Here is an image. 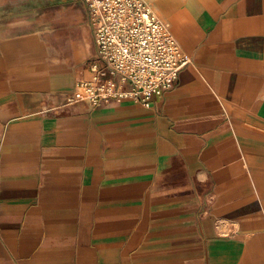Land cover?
Returning a JSON list of instances; mask_svg holds the SVG:
<instances>
[{"label": "crops", "instance_id": "crops-1", "mask_svg": "<svg viewBox=\"0 0 264 264\" xmlns=\"http://www.w3.org/2000/svg\"><path fill=\"white\" fill-rule=\"evenodd\" d=\"M192 63L72 104L85 0H0V264H264V0H146Z\"/></svg>", "mask_w": 264, "mask_h": 264}, {"label": "built area", "instance_id": "built-area-1", "mask_svg": "<svg viewBox=\"0 0 264 264\" xmlns=\"http://www.w3.org/2000/svg\"><path fill=\"white\" fill-rule=\"evenodd\" d=\"M98 54L88 62L89 78L76 84L69 104L134 99L150 106L173 90L192 63L169 24L146 0H85Z\"/></svg>", "mask_w": 264, "mask_h": 264}]
</instances>
